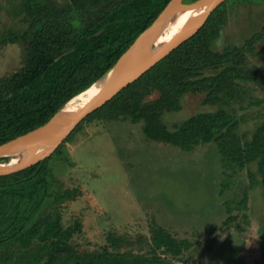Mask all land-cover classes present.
I'll return each mask as SVG.
<instances>
[{
	"label": "rangeland",
	"instance_id": "obj_1",
	"mask_svg": "<svg viewBox=\"0 0 264 264\" xmlns=\"http://www.w3.org/2000/svg\"><path fill=\"white\" fill-rule=\"evenodd\" d=\"M23 1L0 0V80L22 68L28 57L30 21ZM49 1L58 9L71 2ZM221 12L217 40L222 37V42H212L214 52L241 48L254 34L261 35L234 77V97L209 105L204 94L178 96L172 104L176 110L163 112L160 122L173 132L192 116L222 109L234 117L233 134L245 148L259 128L264 130V2L228 0ZM224 67L204 68L197 78L218 75ZM160 96L153 90L141 103ZM143 126L123 115L84 120L51 157L54 189L66 198L57 205L47 202L42 212L60 216L63 250L100 261L120 254L152 264H264L258 161L244 167L226 163L215 141L182 151L147 139ZM158 234L180 243L181 254L158 247ZM24 253L18 245L9 246L0 252V264H14Z\"/></svg>",
	"mask_w": 264,
	"mask_h": 264
},
{
	"label": "trees",
	"instance_id": "obj_2",
	"mask_svg": "<svg viewBox=\"0 0 264 264\" xmlns=\"http://www.w3.org/2000/svg\"><path fill=\"white\" fill-rule=\"evenodd\" d=\"M169 1L71 0L65 8L58 9L49 0H24L22 11L30 21L28 57L22 68L0 80V145L44 125L63 105L92 85L151 25ZM226 2L192 38L84 120L123 115L132 124L143 121L142 132L147 139L186 152L215 141L226 163L244 167L258 161L264 187L262 128L243 148L233 134L234 117L222 109L192 116L173 132L160 122L163 112L176 110L172 104L178 96L204 94V103L209 105L234 97V77L240 76L245 54L261 35L254 34L241 48L214 52L212 42L220 36L224 19L221 10ZM14 41L16 38L10 39ZM220 66L225 67L218 75L197 78L200 70ZM156 89L161 91V96L142 104L143 96ZM51 157L23 171L0 176V252L12 245L24 250V255L14 264H62L69 260L82 264H152L140 256L117 254L112 255V260L100 261L63 250L65 234L60 216L56 212L51 215L42 212L47 202L57 205L66 198L54 189L49 171ZM154 241L158 247L181 254L180 243L168 234H158ZM35 242L39 244L34 246Z\"/></svg>",
	"mask_w": 264,
	"mask_h": 264
},
{
	"label": "water",
	"instance_id": "obj_3",
	"mask_svg": "<svg viewBox=\"0 0 264 264\" xmlns=\"http://www.w3.org/2000/svg\"><path fill=\"white\" fill-rule=\"evenodd\" d=\"M225 1L197 0L191 4H184L183 0H170L151 25L132 42L116 63L92 85L78 94L84 95V101L70 120L65 121L58 117L59 112L69 100L44 125L0 145V160H16L14 163L0 167V176L23 171L51 157L84 119L192 38L203 27L210 15ZM195 16L199 18L194 25L191 27L183 25ZM151 46L162 48L165 51L145 69H142L140 55ZM125 67L128 68L126 74L123 72ZM54 127H62V129L48 139L40 137Z\"/></svg>",
	"mask_w": 264,
	"mask_h": 264
},
{
	"label": "bare ground",
	"instance_id": "obj_4",
	"mask_svg": "<svg viewBox=\"0 0 264 264\" xmlns=\"http://www.w3.org/2000/svg\"><path fill=\"white\" fill-rule=\"evenodd\" d=\"M199 16H195L194 18L186 21L183 23L185 27H191L196 23ZM164 49L158 48L156 46H151L147 48L141 55H140V61L142 64V69H145L148 65H150L159 55L164 53ZM128 71V68H124V74H126ZM84 101V95H78L74 97L72 100H70L59 112L58 117L63 118V120L68 121L70 120L76 113L78 107L81 105V103ZM62 127H54L51 128L48 132L40 136L42 139H48L50 137H53L57 133L61 131ZM16 160H0V167L8 165L10 163H14Z\"/></svg>",
	"mask_w": 264,
	"mask_h": 264
},
{
	"label": "clouds",
	"instance_id": "obj_5",
	"mask_svg": "<svg viewBox=\"0 0 264 264\" xmlns=\"http://www.w3.org/2000/svg\"><path fill=\"white\" fill-rule=\"evenodd\" d=\"M221 42H222V37H221L220 40H217V41H216L217 44H219V43H221Z\"/></svg>",
	"mask_w": 264,
	"mask_h": 264
}]
</instances>
